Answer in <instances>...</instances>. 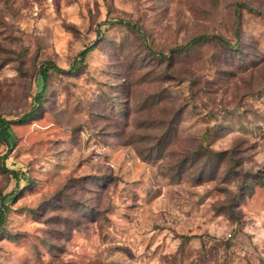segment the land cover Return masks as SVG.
<instances>
[{"label": "rangeland", "instance_id": "rangeland-1", "mask_svg": "<svg viewBox=\"0 0 264 264\" xmlns=\"http://www.w3.org/2000/svg\"><path fill=\"white\" fill-rule=\"evenodd\" d=\"M236 11V51H148L233 43ZM46 61L79 66L0 142L28 181L0 170V264H264V0H0L1 117Z\"/></svg>", "mask_w": 264, "mask_h": 264}, {"label": "trees", "instance_id": "trees-1", "mask_svg": "<svg viewBox=\"0 0 264 264\" xmlns=\"http://www.w3.org/2000/svg\"><path fill=\"white\" fill-rule=\"evenodd\" d=\"M240 20V13L236 11V31H235V41L232 43L229 40L225 39L222 36L214 35V34H202L199 36H195L191 38L188 42H186L183 45L174 47L170 49L169 55L156 52L154 50L149 49V53L158 58V59H173V57L177 56L178 54L186 53L190 51L193 47L196 45L202 44V43H209V42H215L220 47L228 50V51H236L239 46L242 45V39L239 33V27H238V21ZM122 24L131 27L145 42V34L142 31V29L136 25H131L130 23L121 22ZM93 49V46H89L81 51L80 53V62L84 61L85 57L88 55V53ZM79 63L73 64L68 70L62 69L53 62H43L40 66V69L38 71L39 79L41 80V86H40V92L35 98V102L31 109L23 114L19 119L15 121L6 120L3 117L0 116V142L4 143L5 145L11 147L14 144V135L11 126L13 124H24L28 120H30L35 114L37 109L41 106L43 100L45 99L46 93H47V87L48 83L50 82L51 78L54 75L57 74H65V73H73L78 69ZM202 148H205L202 146ZM199 154V153H198ZM147 159V158H145ZM0 170L6 174L8 179H15L16 181V187H20L21 181L24 185L28 183L25 178V174H20L19 172L9 168L5 162H0ZM25 181V182H24ZM24 186H21L22 188ZM10 194L3 196L2 192H0V240L6 239L8 236L7 231V215L9 213V206L6 203L7 199H9ZM14 198V196H12Z\"/></svg>", "mask_w": 264, "mask_h": 264}]
</instances>
